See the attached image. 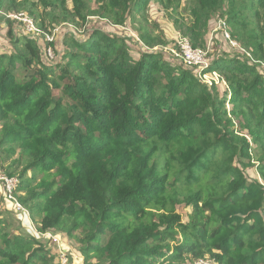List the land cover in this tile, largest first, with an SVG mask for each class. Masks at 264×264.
<instances>
[{
	"label": "trees",
	"instance_id": "obj_1",
	"mask_svg": "<svg viewBox=\"0 0 264 264\" xmlns=\"http://www.w3.org/2000/svg\"><path fill=\"white\" fill-rule=\"evenodd\" d=\"M17 1L1 0L8 9ZM67 1L39 4L61 7L54 21L84 24L86 0H70L71 8ZM94 1L122 30L157 0ZM191 1L194 24L185 33L193 47L206 46L198 22L215 16L226 30L225 22L249 32L245 53L221 31L238 54L211 64L223 83L208 86L170 54L145 51L152 39L144 32L125 37L138 58L124 38L99 30L87 40L67 33L63 51L50 44L51 60L36 36L12 37L14 52L0 54V144L26 161L18 200L38 216V231L76 240L68 264H264V0ZM26 237L0 244V264L56 262Z\"/></svg>",
	"mask_w": 264,
	"mask_h": 264
},
{
	"label": "rangeland",
	"instance_id": "obj_2",
	"mask_svg": "<svg viewBox=\"0 0 264 264\" xmlns=\"http://www.w3.org/2000/svg\"><path fill=\"white\" fill-rule=\"evenodd\" d=\"M42 0H18L19 3L18 9L6 8V5H3L0 0V14H8V13H25L28 15L30 19H33L35 24L41 28L46 34L53 37V43H55L56 50L54 49L55 54L59 53L64 50L63 47V38L68 33H76V37L78 40H87L88 37L93 33L95 30L102 31L109 35H116L117 37H122L128 43L130 48L131 55L134 58H138L139 54V47L138 45H134L125 38L127 36L131 37L132 34L136 38L140 40V34L143 32L148 34L152 41L144 46V50L150 53H155L157 55H161L162 58L165 60L169 57L173 58L174 53L178 50V43L180 42L182 45L184 44L183 41H186L191 49L194 50H204L206 52V57L204 59H199L200 56L194 57L191 56L190 58L194 61H202L204 63H209L212 59V63L216 60L217 56H235L238 55L237 51L230 49L228 46L224 45V40H222L223 33L228 35V39L236 43L238 48H240L245 53H249L252 49L250 48L251 42L248 39L249 32H237L234 31L227 22V30L224 25L222 26V21L219 20L218 16L212 17L207 24L204 26V22L201 20L197 24V28L195 31L201 33L202 37L206 41V46L203 48L200 47H193L191 41L189 39V31L185 33L188 26L194 24V17L191 14V10L195 9L194 4L191 0H169L172 3L171 8H165V3L167 0H157L155 3H151L149 5L148 10L143 11L140 16H136V21L134 23L127 22L122 30L117 29L114 25L111 24V20L109 18H105L101 15V11L98 12V5L95 3L94 0H86L89 12L88 14L83 15L85 17V23L81 25V21L77 20V24L68 22V21H60L54 19H61L63 17V12L60 6H55V8L49 12V10L44 11L42 6L39 2ZM67 5L71 8L70 0L67 1ZM33 15H30L31 12ZM95 11V13H94ZM0 54H12L15 49L11 44V38L16 37L17 39L25 38L24 35L31 37L26 30L18 25L13 24V27L8 28V22H5V18L0 15ZM178 22V24L175 23ZM225 21V19H224ZM11 29V30H10ZM220 29V30H218ZM10 30L11 36L8 35V31ZM222 31V32H221ZM229 32V33H228ZM230 34V35H229ZM27 38V37H26ZM82 42V41H81ZM214 44V45H213ZM210 48V50L208 49ZM212 47V48H211ZM16 49H22L21 45H18ZM17 51V50H16ZM52 51V50H51ZM53 53V52H52ZM60 56V55H59ZM251 57V55H250ZM60 58V57H59ZM174 59V58H173ZM177 59V58H176ZM179 63L185 65L181 60L177 59ZM174 62L177 63L174 59ZM186 66V65H185ZM263 67V66H262ZM204 69V68H202ZM259 71L264 73V68H258ZM205 78H199L202 82L206 83H217L219 79V74L215 72H206L203 73ZM226 87V85H224ZM4 123L0 124V141L2 136V127ZM245 134V133H244ZM248 138V137H247ZM250 145H251V152L252 155L255 151V145L248 138ZM2 145V146H1ZM9 145L0 144V169L2 174L9 178H14L18 180V186L14 190L13 197L14 199L24 207L25 211L29 213L26 215L27 218L24 216L17 214L11 203L8 202L6 195L3 193L1 189L2 184L0 183V244L3 246V241L5 239H12L13 235L19 236L20 238H27L26 236H32L30 229L37 228L38 216L35 214L34 218L32 217L30 211L19 202L18 197H23L24 191L19 190L20 180L18 179L19 172L21 168L26 164V161L18 160V150L15 147V154L10 155L7 152L9 149ZM10 174V176L8 175ZM246 175L250 179H257L259 180V176L254 171V168H248L246 170ZM36 175L32 172H29L27 177L34 180ZM40 176L36 177V181L34 185L38 182ZM179 209L181 207H178ZM182 214L185 212L181 209L179 210ZM21 213V212H20ZM31 217V218H30ZM28 219V220H27ZM38 230V229H37ZM30 234V235H29ZM80 237L79 233H75V238ZM40 241V240H39ZM67 246L71 247L73 251L76 252L78 248V244L75 239H66L63 240ZM42 244L46 245V248H49L50 251H53V248L49 246L48 242L40 241ZM82 259V258H81ZM72 264L74 260L71 261ZM81 264H86V261H80ZM94 263V262H93ZM71 264V263H70ZM87 264H90L87 262ZM185 264V263H183Z\"/></svg>",
	"mask_w": 264,
	"mask_h": 264
},
{
	"label": "built area",
	"instance_id": "obj_3",
	"mask_svg": "<svg viewBox=\"0 0 264 264\" xmlns=\"http://www.w3.org/2000/svg\"><path fill=\"white\" fill-rule=\"evenodd\" d=\"M5 18V22L10 21V23L13 24H18L22 26L27 33H29L31 36H36V37H43L45 39V42L48 44L47 48L45 49V54L48 59H53L54 58V52L53 49L50 47V44H53V37L50 35L46 34L41 28H39L33 19H30L28 15L25 13H8V14H0ZM222 26L224 27V24L222 23ZM224 37L228 39V35L224 33ZM183 45L179 42L178 43V50L174 53L173 58L179 63V60H181L185 65L181 64L182 66H185L187 68H192L196 70V75L198 78H205L203 75V72L210 71L211 69V64L212 60L209 63H204L205 57H206V52L204 50H194L191 49V47L188 45L186 41H183ZM230 45L232 48H236L237 45L236 43H233L230 41ZM52 50V51H51ZM53 52V53H52ZM199 57V59H204L205 61H194L190 57ZM177 58V59H176ZM204 68V69H202ZM216 73V72H215ZM201 81V80H200ZM202 82V81H201ZM219 82L223 83L220 75L217 83H212V84H219ZM208 86H211V83H206L203 81ZM0 183L2 184L1 189L3 190V193L6 195L7 200L9 203L12 204L14 211L17 214H20L24 216L25 218L26 215H28V212L25 211L24 207H22L13 197L14 190L18 186V180L14 178H9L5 177L0 169ZM21 212V213H20ZM28 220V219H27ZM30 232L34 235V237L40 241H46L49 243V246L53 248V252L56 255V262L54 264H68L69 262V256L72 255V249L71 247L67 246V244L63 241L65 240L64 236L61 234H56L52 233L50 231L46 232H40L37 229H30ZM191 264H217L214 260L211 259H201L197 260Z\"/></svg>",
	"mask_w": 264,
	"mask_h": 264
}]
</instances>
